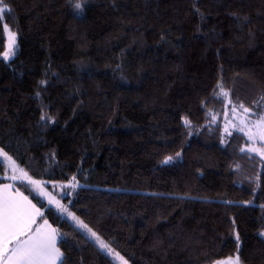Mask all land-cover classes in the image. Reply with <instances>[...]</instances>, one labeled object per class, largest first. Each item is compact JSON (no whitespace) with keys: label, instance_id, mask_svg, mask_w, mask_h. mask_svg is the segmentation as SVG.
<instances>
[{"label":"trees","instance_id":"16d2710c","mask_svg":"<svg viewBox=\"0 0 264 264\" xmlns=\"http://www.w3.org/2000/svg\"><path fill=\"white\" fill-rule=\"evenodd\" d=\"M4 3L0 145L48 184L75 181L65 202L134 264H264V161L243 132L223 137L220 94L263 115L264 0ZM16 186L57 230L59 264H117Z\"/></svg>","mask_w":264,"mask_h":264},{"label":"rangeland","instance_id":"374dc122","mask_svg":"<svg viewBox=\"0 0 264 264\" xmlns=\"http://www.w3.org/2000/svg\"><path fill=\"white\" fill-rule=\"evenodd\" d=\"M7 27L6 32V45L5 51L9 50L10 37L9 32L15 33ZM16 34H15V42H16ZM16 44L14 47V51L16 49ZM3 53V55H4ZM225 105H224V114H223V137L226 138L233 130H239L243 132L247 139L248 144L246 145V149L251 152L258 154L264 161V135L261 133L264 132V121L261 120L263 115H256L251 110L245 112L244 109L239 106L233 105L227 95H223ZM0 151L2 153H6L7 157L11 159L5 158L3 155H0V161L5 166V173L2 177L6 179H23L26 181L27 185L31 187L32 190L36 191L35 194L40 196V198L50 206H52L61 216L68 218L71 222H73L82 232H84L90 239L98 244V246L105 251L112 260L117 264H134L131 262L123 253H121L111 242L105 239L101 234H99L93 227H91L83 218H81L77 212H75L68 203L65 202L64 197L68 194L70 200L73 198V193H71L70 188L64 191V188L68 187V185L73 186V180L69 181L66 184H49L51 186L47 187L48 182L37 178L34 176L28 169H26L23 165L19 163V161L13 157L7 150H5L0 145ZM23 170V171H21ZM27 173V175H24ZM35 181V183H33ZM25 183V182H24ZM76 183V182H75ZM77 184V183H76ZM75 218V219H74ZM83 222V224L79 222ZM83 225H87V228L83 227ZM88 229H91L89 231ZM92 233H95L96 236H93ZM262 238L264 239V230L260 232ZM97 237L99 239H97ZM102 244L107 245V247H103ZM235 256H230L227 258H223L220 260H216L211 264H223L229 260V258L235 259ZM241 264V263H240Z\"/></svg>","mask_w":264,"mask_h":264},{"label":"snow or ice","instance_id":"6c2138e0","mask_svg":"<svg viewBox=\"0 0 264 264\" xmlns=\"http://www.w3.org/2000/svg\"><path fill=\"white\" fill-rule=\"evenodd\" d=\"M75 7L79 10L82 6L77 3ZM8 11L10 9H8L4 0H0V16ZM5 30L7 31L6 26ZM9 37V50L4 53L5 59L15 55V33L9 32ZM220 94L227 95L223 91ZM240 107L243 108V105ZM244 111L249 110L244 109ZM261 120L264 121V117H261ZM185 123H188V121H185ZM261 134L264 135V132ZM0 155L9 160L11 159L2 151H0ZM170 159L171 157L167 158L165 163ZM24 175H27V173H24ZM13 178L15 179V177ZM8 187L10 186H4L5 191ZM23 201H27V198L24 197ZM23 201L10 196H0V264H5V262L6 264H57V261L62 260V253L56 247V230L50 229L49 226L50 230L38 227L33 232L32 224L35 223V216L42 215V213L30 201H27V204ZM79 223L83 224L82 221ZM44 225L47 226L46 220H44ZM83 227L87 228V225H83ZM88 230L91 231V229ZM29 232H32V235L28 236L27 239H20L21 236H25ZM92 235L96 236L95 233H92ZM97 239L99 238L97 237ZM13 241H15L14 246L9 248L8 245L12 244ZM102 246L107 247L104 244ZM223 264H240L239 257L229 258Z\"/></svg>","mask_w":264,"mask_h":264},{"label":"crops","instance_id":"0c3cea01","mask_svg":"<svg viewBox=\"0 0 264 264\" xmlns=\"http://www.w3.org/2000/svg\"><path fill=\"white\" fill-rule=\"evenodd\" d=\"M5 35H6V32H5ZM18 182H25V180H21L20 178L19 179H6L4 178V181L0 182V196H3V197H13V198H17V199H20L21 201H23V198L26 197L27 198V201H30L32 205H35V208L36 209H39V207L37 206L36 203L32 202L31 199L29 198V196L27 194H25L21 189L17 188L16 186V183ZM27 184V183H26ZM5 185H8L10 187L7 188V190L5 191L4 189V186ZM29 186V185H28ZM47 187H49L50 185L47 184L46 185ZM31 188V187H30ZM34 193L36 191L32 190ZM37 194V193H36ZM27 201H23L25 204H27ZM46 202V201H45ZM39 212L41 213V210L39 209ZM39 216L40 215H36L35 216V223L32 224V231L34 232L36 230V228L38 227H44L48 230L50 229H55V227L46 219H39ZM44 220L47 221V226L44 225ZM49 226H50V229H49ZM56 230V229H55ZM32 235V232H29L27 235L25 236H21L20 239L23 240V239H27L28 236ZM57 242H58V234H57V230H56V247H58L57 245ZM15 244V241H13L12 244H9L8 247L11 248L13 247ZM60 250V249H59ZM61 252V250H60ZM62 253V252H61ZM61 261H57V264H59ZM6 264V262H5Z\"/></svg>","mask_w":264,"mask_h":264}]
</instances>
